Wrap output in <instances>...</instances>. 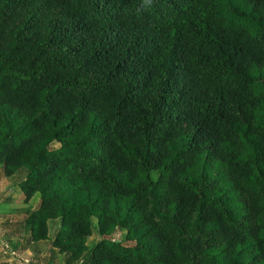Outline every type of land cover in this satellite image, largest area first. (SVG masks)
Returning a JSON list of instances; mask_svg holds the SVG:
<instances>
[{
  "label": "trees",
  "instance_id": "trees-1",
  "mask_svg": "<svg viewBox=\"0 0 264 264\" xmlns=\"http://www.w3.org/2000/svg\"><path fill=\"white\" fill-rule=\"evenodd\" d=\"M0 178L16 253L264 264V0H0Z\"/></svg>",
  "mask_w": 264,
  "mask_h": 264
},
{
  "label": "rangeland",
  "instance_id": "rangeland-1",
  "mask_svg": "<svg viewBox=\"0 0 264 264\" xmlns=\"http://www.w3.org/2000/svg\"><path fill=\"white\" fill-rule=\"evenodd\" d=\"M20 175H16L15 178H19ZM0 180H1V178H0ZM7 186H8L7 183H4L2 185L0 183V189L1 188L3 189ZM22 200H23V196H21L20 199L16 200V202H17L16 207H13V211L21 210L23 212L22 214H19V215H24L25 210H26L25 208L27 207L22 202ZM38 200H39V195L36 194L33 197V199L30 201V203L28 204V206H29L28 208H30V209L34 208L37 205ZM5 207L6 206H4L3 202L1 201L0 212H4ZM15 215L18 216V213ZM93 224L95 226L94 220H93ZM50 226H51V230L53 231L57 227V222L52 223ZM1 229L2 230H0V232L4 233V228L1 227ZM16 237L15 236L12 237L13 238L12 240L14 242H19L18 236H16ZM121 238H122V233H116L114 235L115 240H121ZM98 240H99V236H98L95 228H93L92 235L86 241L87 247L90 248ZM17 253H18V256L16 257V259H17L16 263L17 264H28L30 261H34V263H36V264H63L62 257L60 255H56L53 260H48L49 255H50L48 242L41 243V245H31L25 251H19ZM0 258H2V257H0ZM3 260H6V259H3ZM0 264H6V263H4L2 261Z\"/></svg>",
  "mask_w": 264,
  "mask_h": 264
},
{
  "label": "crops",
  "instance_id": "crops-1",
  "mask_svg": "<svg viewBox=\"0 0 264 264\" xmlns=\"http://www.w3.org/2000/svg\"><path fill=\"white\" fill-rule=\"evenodd\" d=\"M0 183H1V185L4 184V183H7L8 184L7 187H5L3 189L2 188L0 189V203H1V201L3 202V205L6 206L4 208V210L7 213V216H9L10 218H12L13 221L16 223L22 217V215H19V214H22L23 212L21 210H19V211H13V207H16V203H17L16 200L17 199H20V197L22 196V194H21V192L18 189H15V187H14L15 185L13 186V183L10 180H8L6 178H2L0 180ZM22 202H23V200H22ZM28 204H25V206H27L25 208L26 209L25 210V213L27 211L31 210L30 208H28L29 207ZM17 213H18V216L15 215ZM25 213H24V215H25ZM1 227L4 228V232L5 231L6 232H9V230H11V228H13V227H11L10 225H7V224L0 225V230H2ZM2 234H4V233H2ZM2 261L4 263H6L5 260H3L2 258H0V263Z\"/></svg>",
  "mask_w": 264,
  "mask_h": 264
},
{
  "label": "built area",
  "instance_id": "built-area-1",
  "mask_svg": "<svg viewBox=\"0 0 264 264\" xmlns=\"http://www.w3.org/2000/svg\"><path fill=\"white\" fill-rule=\"evenodd\" d=\"M0 254L4 256L8 255L11 258L18 256V253H16L15 250L10 246V244L5 240L0 241Z\"/></svg>",
  "mask_w": 264,
  "mask_h": 264
}]
</instances>
